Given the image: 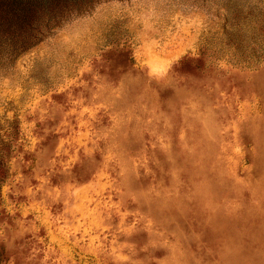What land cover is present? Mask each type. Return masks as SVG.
Listing matches in <instances>:
<instances>
[{"label":"rangeland","instance_id":"374dc122","mask_svg":"<svg viewBox=\"0 0 264 264\" xmlns=\"http://www.w3.org/2000/svg\"><path fill=\"white\" fill-rule=\"evenodd\" d=\"M0 264H264V0H0Z\"/></svg>","mask_w":264,"mask_h":264},{"label":"trees","instance_id":"16d2710c","mask_svg":"<svg viewBox=\"0 0 264 264\" xmlns=\"http://www.w3.org/2000/svg\"><path fill=\"white\" fill-rule=\"evenodd\" d=\"M31 1H32L33 3H34V2H38V3H39L41 0H31Z\"/></svg>","mask_w":264,"mask_h":264}]
</instances>
